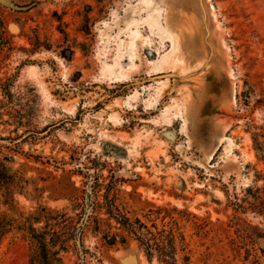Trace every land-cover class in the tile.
I'll return each mask as SVG.
<instances>
[{
  "label": "rangeland",
  "instance_id": "rangeland-1",
  "mask_svg": "<svg viewBox=\"0 0 264 264\" xmlns=\"http://www.w3.org/2000/svg\"><path fill=\"white\" fill-rule=\"evenodd\" d=\"M140 1L0 0V164L14 177L0 185V215L15 227L39 205L75 220L86 209L83 253L69 241L62 264H158L135 242L112 245L109 209L158 229L176 218L179 264H264V0H210L235 97L207 161L164 107L172 101L155 95L160 82L131 87L161 75L170 48L147 26L125 28ZM59 220L50 228L67 226ZM31 253L15 229L0 242V264H29Z\"/></svg>",
  "mask_w": 264,
  "mask_h": 264
},
{
  "label": "water",
  "instance_id": "water-1",
  "mask_svg": "<svg viewBox=\"0 0 264 264\" xmlns=\"http://www.w3.org/2000/svg\"><path fill=\"white\" fill-rule=\"evenodd\" d=\"M124 26H147L170 43L158 62L161 75L131 87L160 82L155 95L172 101L164 107L181 116L194 157L209 160L223 139L221 113L235 97L229 49L210 0H141L128 8ZM76 244L80 250L79 235Z\"/></svg>",
  "mask_w": 264,
  "mask_h": 264
},
{
  "label": "trees",
  "instance_id": "trees-1",
  "mask_svg": "<svg viewBox=\"0 0 264 264\" xmlns=\"http://www.w3.org/2000/svg\"><path fill=\"white\" fill-rule=\"evenodd\" d=\"M6 168L0 164V185H8L14 183V177H3L2 173ZM5 199L3 204L13 210V196L5 192ZM109 209V208H108ZM152 209L156 215L164 212L166 214L177 213L179 215L191 216V214L185 211H179L176 208L167 209L164 207H155ZM108 217L113 219L119 232L112 236L113 246H121L127 248L131 242L137 243L138 248L144 253L148 262H152L154 259L158 264H179L177 256L181 253V247L184 244L185 236L183 232H179L180 226L176 218L170 217L168 230L162 227L158 229L156 220H149L148 216H145L146 222L140 219L131 220L125 215L119 212H112L107 210ZM57 216V217H56ZM162 217L160 221L164 220ZM57 218V219H56ZM64 218L67 226L61 227L58 231L51 227V223L60 221ZM90 216L86 209L77 216L75 220L72 217H68L63 212L51 210L41 205L37 206L33 212H30L26 217H20L19 223L15 220L8 218L5 214L0 215V242L5 236L13 229L17 230L18 234H21L23 239L27 241L32 247V253L29 259V264H62L61 253H66L68 249V242L73 241L76 250L83 253V244L81 241L80 250L77 248L76 238L79 235L81 238L83 229ZM75 221V222H74ZM43 224L41 228H35V225ZM59 225H62L58 223ZM180 241V242H179ZM181 264H190L188 256L182 257Z\"/></svg>",
  "mask_w": 264,
  "mask_h": 264
}]
</instances>
